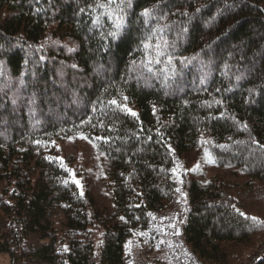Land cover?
<instances>
[{
	"label": "trees",
	"instance_id": "16d2710c",
	"mask_svg": "<svg viewBox=\"0 0 264 264\" xmlns=\"http://www.w3.org/2000/svg\"><path fill=\"white\" fill-rule=\"evenodd\" d=\"M78 136L108 162L112 211L62 156ZM201 147L231 174L182 176L189 262L242 264L264 242V0H0L9 264H131L128 242L176 205L177 159Z\"/></svg>",
	"mask_w": 264,
	"mask_h": 264
},
{
	"label": "rangeland",
	"instance_id": "374dc122",
	"mask_svg": "<svg viewBox=\"0 0 264 264\" xmlns=\"http://www.w3.org/2000/svg\"><path fill=\"white\" fill-rule=\"evenodd\" d=\"M62 156L71 162L72 176L82 191L91 190L105 210H113L105 183L104 173L107 160L96 146L83 137L64 140L60 145ZM230 168H222L214 163L209 152L201 147L197 151L179 157L174 167V179L177 181L178 197L173 209L163 214H155L157 220L154 232L149 233L143 242L131 239L128 242V256L131 264H192L189 262L191 252L181 234L182 224L186 221L187 197L182 186L183 174L206 182L214 175L229 176ZM239 180L247 176L236 169ZM261 244V243H260ZM256 248V247H255ZM254 252V249L250 255ZM249 255V256H250ZM9 255L0 253V264H9Z\"/></svg>",
	"mask_w": 264,
	"mask_h": 264
},
{
	"label": "snow or ice",
	"instance_id": "6c2138e0",
	"mask_svg": "<svg viewBox=\"0 0 264 264\" xmlns=\"http://www.w3.org/2000/svg\"><path fill=\"white\" fill-rule=\"evenodd\" d=\"M101 7H104V5H101ZM149 14H150L149 13V10L148 9H145L143 15L148 16ZM115 27H116L117 31L111 33V35L113 36V38L116 37V35L118 34L119 30L123 27V20H122V18L118 17L116 19V21H115ZM148 46H150V45H146V47H148ZM157 47H159V45H157ZM125 99H127V98L125 97ZM110 103L113 104V105H117L118 107L120 106V105H118V102L115 99L112 100ZM123 107H124V110L127 111V112H129L132 116H137V114L135 112H133L131 109H128L126 105L123 106ZM75 183L79 184L80 182L79 181H75ZM237 211H239V210L237 209ZM241 215L245 216V218H249L244 213H241ZM250 219H252L253 221H257V218L256 217H251ZM257 222L264 223V221H257Z\"/></svg>",
	"mask_w": 264,
	"mask_h": 264
},
{
	"label": "built area",
	"instance_id": "2783aa9c",
	"mask_svg": "<svg viewBox=\"0 0 264 264\" xmlns=\"http://www.w3.org/2000/svg\"><path fill=\"white\" fill-rule=\"evenodd\" d=\"M264 256V242L258 244L249 259L242 264H256Z\"/></svg>",
	"mask_w": 264,
	"mask_h": 264
}]
</instances>
